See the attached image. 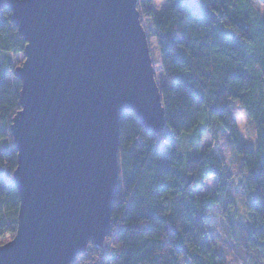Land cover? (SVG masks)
Returning <instances> with one entry per match:
<instances>
[{"label": "trees", "instance_id": "trees-1", "mask_svg": "<svg viewBox=\"0 0 264 264\" xmlns=\"http://www.w3.org/2000/svg\"><path fill=\"white\" fill-rule=\"evenodd\" d=\"M155 0H139L152 25L161 59L166 109L164 132L152 134L134 112L121 118L119 180L112 229L104 246L90 242L72 264H228L208 223L232 178L213 145L201 148L204 132L226 131L241 156L253 226L252 248L264 245V18L251 0H166L161 15ZM26 40L0 11V238L15 236L20 196L13 184L17 149L11 125L21 109V82L10 79L12 54ZM231 100L247 111L255 147L240 136ZM194 138V153L184 150ZM208 179L214 194L202 191ZM110 244L109 249H107ZM182 260V261H185ZM181 261V262H182Z\"/></svg>", "mask_w": 264, "mask_h": 264}, {"label": "water", "instance_id": "water-1", "mask_svg": "<svg viewBox=\"0 0 264 264\" xmlns=\"http://www.w3.org/2000/svg\"><path fill=\"white\" fill-rule=\"evenodd\" d=\"M139 0H0L26 40L12 120L15 236L0 264H72L112 229L121 118L167 120Z\"/></svg>", "mask_w": 264, "mask_h": 264}, {"label": "rangeland", "instance_id": "rangeland-1", "mask_svg": "<svg viewBox=\"0 0 264 264\" xmlns=\"http://www.w3.org/2000/svg\"><path fill=\"white\" fill-rule=\"evenodd\" d=\"M251 4L258 15L264 18V0H251ZM154 9L157 15H161L166 6V0H155ZM142 22L148 33L151 54L155 67L156 77L160 86L164 82L161 59L156 47L155 36L152 33L151 21L141 13ZM14 66L18 67L24 62V54H12ZM15 67V68H16ZM8 77L16 79L11 72ZM231 100V107L236 122L238 123L240 136L249 147H255V128L246 109L239 103ZM194 138L185 140L184 150L187 153H194ZM201 148L213 145L215 152L222 156L232 172L231 183L227 193L220 197L219 205L215 206L208 214V223L212 229L218 250L222 253L228 264H264V245L258 249L252 248L248 242V234L253 226V216L248 210L249 196L246 190V175L241 156L237 154L233 140L230 135L221 128L215 134L204 132L200 139ZM208 179L202 191H209L214 194L215 182ZM10 236L0 238V244L6 243ZM106 243V242H105ZM109 249L110 244L107 243ZM182 260H185L182 258ZM181 260V261H182ZM181 264H189L182 261Z\"/></svg>", "mask_w": 264, "mask_h": 264}]
</instances>
